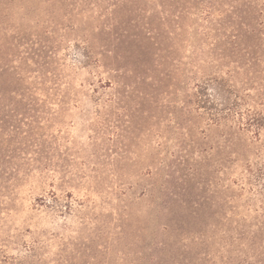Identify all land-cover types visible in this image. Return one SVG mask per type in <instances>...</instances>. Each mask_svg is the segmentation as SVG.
<instances>
[{"label":"rangeland","instance_id":"374dc122","mask_svg":"<svg viewBox=\"0 0 264 264\" xmlns=\"http://www.w3.org/2000/svg\"><path fill=\"white\" fill-rule=\"evenodd\" d=\"M259 23L264 0H0V264H264V130L234 118L264 116Z\"/></svg>","mask_w":264,"mask_h":264},{"label":"trees","instance_id":"16d2710c","mask_svg":"<svg viewBox=\"0 0 264 264\" xmlns=\"http://www.w3.org/2000/svg\"><path fill=\"white\" fill-rule=\"evenodd\" d=\"M259 28H258V31L259 33L260 32H263L264 33V23H259ZM258 63L263 64L264 63V60L259 57L258 58ZM261 73L263 72V70L260 71ZM199 94H201V91H199V93L197 94L198 97H199ZM203 94V93H202ZM205 97L207 96L206 100L204 101V103L206 104L207 103H210V100L208 99V94H206V92L204 93ZM201 100V97L200 99H198V102H203V101H200ZM234 107H235V104L233 102H230L228 103L227 105H224L223 106V109H221V112H223L225 115V117H218V116H214L215 119L214 121H216L218 124L222 121V120H227L229 118H233V115L231 113H234ZM237 115V114H235ZM236 119H239V120H243L245 122H248V123H245V126L249 127L250 129H253L254 132L256 133L257 136L260 135V133L264 130V116L262 115H256L254 117L251 116V118H247L245 117L244 115H240V117L237 115V117H234ZM223 122V121H222ZM259 176L264 178V168H261L259 170Z\"/></svg>","mask_w":264,"mask_h":264}]
</instances>
